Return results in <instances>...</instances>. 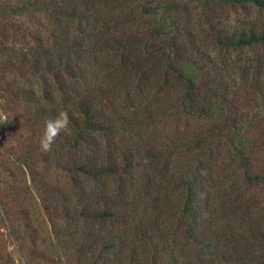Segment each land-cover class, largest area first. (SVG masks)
<instances>
[{"label":"trees","instance_id":"1","mask_svg":"<svg viewBox=\"0 0 264 264\" xmlns=\"http://www.w3.org/2000/svg\"><path fill=\"white\" fill-rule=\"evenodd\" d=\"M198 4L193 18L185 0H0V94L44 107L41 151L5 147L0 121L19 264L53 234L75 264H264V0ZM26 62L31 89L9 76Z\"/></svg>","mask_w":264,"mask_h":264},{"label":"rangeland","instance_id":"2","mask_svg":"<svg viewBox=\"0 0 264 264\" xmlns=\"http://www.w3.org/2000/svg\"><path fill=\"white\" fill-rule=\"evenodd\" d=\"M185 3L188 5V7L190 8V10H192V17L194 16V13H196L195 16L198 17H202V13L203 10L200 8L199 4H198V0H185ZM229 13L231 11V9L228 7ZM255 14H257L256 12H254ZM194 18V17H193ZM195 25V29L200 33V36L202 37V39L205 41V30L203 29L204 25V20L203 18H199L196 22ZM20 42L18 41L17 44H19ZM210 47V46H209ZM214 50L212 47H210L209 51L212 52V50ZM246 53V52H244ZM106 60V59H105ZM30 70V64L28 62L25 63L24 69L23 71H21L20 73H16L19 72V69H16V72H9V76L13 77L14 82H17L16 84H18V82L20 83L21 80L22 81H26L23 82L21 84L22 89L25 88V84L27 85V87H31L36 83L35 82V77H29L28 79L26 78H22L26 76V71ZM28 89V88H25ZM8 98V97H6ZM172 98V96H171ZM10 99V98H8ZM8 99H4V97L0 94V121L5 122L6 126L4 127L3 133H2V143L4 144L5 147H10L12 145H16V147L19 148V152L21 151H28V150H34V151H41L42 149V144H43V138L41 139V141L39 142L38 137L40 138L41 136V130L39 129V125H34V129H31V125L34 124L35 122H30V116H39L43 110L44 107H35L33 106V102H30V104H28V101H17L16 103H9L10 100ZM255 107H264L262 105H256ZM58 111L60 110L61 107H59V105H57V107H55ZM124 112H120L117 114V116L122 119L124 117H129L131 115V112H125L124 116ZM121 122H119L118 124H116L117 126L120 125ZM28 124V126H27ZM173 124H175V122H172V126ZM166 131V130H165ZM161 132H163V137H165V132L163 129H161ZM161 141V140H160ZM159 140H156V143L160 142ZM18 145V146H17ZM56 150L57 148L53 147L51 153L47 152L45 155V161H48L47 163H45V165L42 166V168H49L48 170L52 171L53 169V162L50 163L55 157L54 154H56ZM47 170V171H48ZM15 175V186L17 188V190L22 189L25 187L26 182L29 180L28 178V174L27 172L23 169V168H19L17 170V172H14ZM57 178H63L64 175L62 173H58ZM3 179H5L6 181H10V178L7 176V172L6 174L3 176ZM1 180V187L4 188L3 191V195H5L7 193V190L5 189L4 184L2 183V179ZM109 181V180H108ZM32 201H33V196L30 195ZM35 202V201H34ZM36 206H38L37 204H35ZM24 206L23 201L21 200V198L19 197L18 200L14 203L13 209L17 211H19L18 209H22V207ZM28 206V205H27ZM32 208V207H30ZM39 208V206H38ZM39 210L44 213V211L39 208ZM18 219H20L18 217ZM46 225H44L45 228L49 229L51 227L50 224L45 223ZM50 230V229H49ZM53 234V233H52ZM52 240L49 241V243H43L41 244L42 247L46 248V251L44 252V260H42L39 264H75L78 261H76L78 259V254L76 253L77 251H72L71 253H67V256L65 255V262H62L55 249H58L57 252H62V246H65V244H61L55 237V235L53 234V236L51 237ZM62 242V240H60ZM53 245V249L52 246ZM14 242L9 239V235L7 234V222L4 221L2 219V216L0 215V253H9L10 256L14 259V264H19L17 256L14 253ZM54 250V251H53ZM128 253V251H127ZM252 262V261H251ZM254 264H256V261H254Z\"/></svg>","mask_w":264,"mask_h":264}]
</instances>
